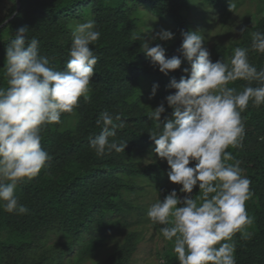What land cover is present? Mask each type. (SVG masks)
I'll return each mask as SVG.
<instances>
[{"label":"trees","instance_id":"trees-1","mask_svg":"<svg viewBox=\"0 0 264 264\" xmlns=\"http://www.w3.org/2000/svg\"><path fill=\"white\" fill-rule=\"evenodd\" d=\"M19 1L17 13L0 27V87L7 86L6 47L20 27L28 28L29 39L39 40L40 54L56 70H63L69 59L77 24L94 19L101 35L90 45L98 57L89 85L91 100L81 97L73 113H63L60 123L44 126L41 146L52 158L36 177L17 183L15 194L28 213L0 208V264H136L149 220L147 204L138 202L139 196L154 192L156 200H162L172 189L184 195L181 186H169L166 161L142 162L155 147L150 132L156 131V121L147 114L164 102L160 119L171 118L172 109L164 98L176 90L168 84L172 78L188 75L182 69L190 64L178 52L181 32H200L213 62L221 58L228 62L234 48H248L249 62L260 70L264 53L251 49V34L264 32V0H255L253 23L249 11L237 14L246 0H233L234 11L229 10V0ZM16 9L17 0H0V25ZM161 28L171 30L174 37L153 40L149 46L159 43L166 58L177 55L182 60L180 69L167 75L151 65L142 51L143 39L149 40ZM134 35L143 39L133 40ZM153 84L158 88L150 98ZM245 84L238 79L228 86L242 91ZM105 110L121 115L124 127L109 139L126 141V146L124 152L98 156L89 139L101 131L97 120ZM241 116L242 146L227 150L251 180L253 195L245 207L254 222L247 226L250 239H241L239 232L233 236L235 258L236 264H264V141L259 139L264 136V104L256 107L249 101ZM191 195L194 199L201 195L198 185ZM170 257V264H179L175 253Z\"/></svg>","mask_w":264,"mask_h":264},{"label":"clouds","instance_id":"clouds-1","mask_svg":"<svg viewBox=\"0 0 264 264\" xmlns=\"http://www.w3.org/2000/svg\"><path fill=\"white\" fill-rule=\"evenodd\" d=\"M228 7L234 11L233 0ZM27 31L20 27L6 47L7 86L0 87V208L21 215L29 209L19 203L17 183L36 177L52 158L41 146L42 129L60 123L63 113H73L81 97L85 102L91 100L89 85L98 57L90 45L101 35L94 19L77 24L71 34L69 59L63 70H56L40 54L39 40L29 39ZM181 36L178 52L190 68L182 69L187 76L172 78L168 84L176 90L164 98L172 109L171 118L160 119L164 102L147 117L156 121V131L150 132L153 152L166 161L169 181L180 185L184 195L172 189L152 203L146 214L152 225L163 226L160 232L165 240L174 241L179 264H236L233 236L239 232L241 239L251 238L247 226L254 217L245 203L253 193L241 162L227 149L242 146L245 123L241 113L249 101L256 107L264 104V68L257 70L249 62L248 48H234L228 62L222 58L213 62L200 32L182 31ZM173 37L171 30L161 28L147 41L141 35H134L133 40L143 39L142 51L151 65L167 75L180 69L181 57L166 58L159 43L149 45ZM251 39V49L264 53V32H253ZM238 79L247 82L242 91L228 86ZM157 88L158 84L152 85L150 98ZM97 125L101 131L89 139L90 148L98 156L112 150L124 152L126 141L109 139L124 127L121 115L102 111ZM259 139L264 141V136ZM197 185L201 195L194 199L191 193Z\"/></svg>","mask_w":264,"mask_h":264},{"label":"rangeland","instance_id":"rangeland-1","mask_svg":"<svg viewBox=\"0 0 264 264\" xmlns=\"http://www.w3.org/2000/svg\"><path fill=\"white\" fill-rule=\"evenodd\" d=\"M246 0L245 4L240 6L237 14L241 15L242 13H246L249 11L250 17L257 11L256 10V1L255 0ZM239 20V19H237ZM255 17H251L250 21L253 23ZM156 160H162L157 157V155L153 152L152 154H145L142 162L144 164L154 162ZM169 186L174 188L179 187L180 185L174 184L169 181ZM179 195V194H178ZM165 196V195H164ZM181 196V195H179ZM156 201V194L152 192L150 195L139 196L138 202L142 204H147V208ZM163 227V226H162ZM143 237L145 241L140 244L138 250L136 251V264H170V259L173 251V243L174 241H167L164 239L160 232V227L157 225H152L150 219L146 221L143 229Z\"/></svg>","mask_w":264,"mask_h":264},{"label":"water","instance_id":"water-1","mask_svg":"<svg viewBox=\"0 0 264 264\" xmlns=\"http://www.w3.org/2000/svg\"><path fill=\"white\" fill-rule=\"evenodd\" d=\"M19 6H20V1L17 0V9H16L15 13H14L10 18H8L3 24H1L0 27H1L2 25H4L5 23H7L10 19H12V18L14 17V15H15V14L17 13V11H18Z\"/></svg>","mask_w":264,"mask_h":264}]
</instances>
